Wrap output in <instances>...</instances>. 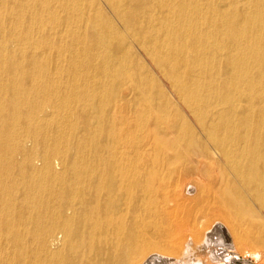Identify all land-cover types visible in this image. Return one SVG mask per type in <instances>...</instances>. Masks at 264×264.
I'll use <instances>...</instances> for the list:
<instances>
[{
  "label": "bare ground",
  "instance_id": "6f19581e",
  "mask_svg": "<svg viewBox=\"0 0 264 264\" xmlns=\"http://www.w3.org/2000/svg\"><path fill=\"white\" fill-rule=\"evenodd\" d=\"M105 2L171 93L97 0H0V264H264V0Z\"/></svg>",
  "mask_w": 264,
  "mask_h": 264
},
{
  "label": "rangeland",
  "instance_id": "374dc122",
  "mask_svg": "<svg viewBox=\"0 0 264 264\" xmlns=\"http://www.w3.org/2000/svg\"><path fill=\"white\" fill-rule=\"evenodd\" d=\"M86 2V0H84ZM101 7L104 9L105 13L107 14V18L111 19L114 22V25L117 27V29L121 32V34H123L124 38H126V42L128 44L131 45L130 50L128 49L127 51V55H129V58L131 59L134 58V55H131V52H133L134 54H136L137 56L140 57L141 59V64L143 63L146 68L148 70H151V76L149 77L150 79L145 80L144 84L142 85V90L143 91H147L148 93H157L158 91L161 92H165V93H171V85H169L170 83L167 81V78L164 77L160 72L156 71L154 66L152 64H150L145 57L143 56L142 52L140 51V49L138 48V46L131 40V38L128 37V35L126 34V30L124 29L122 23L116 19L115 15L112 14V12L110 11V9L108 8L105 0H97ZM77 69H79V67H77ZM80 70V69H79ZM88 71H84L83 74H88ZM162 75V76H161ZM127 87V86H124ZM74 109L69 112V114L66 115H62V116H51V127L48 128L47 130H43L40 132V136L42 137L43 135L47 134L48 135H55L59 132L64 131L65 133L69 132L70 129H79L81 128V111L79 109L80 104L83 102L82 100H80L79 98H76L74 100ZM41 114H39L40 116ZM65 116V117H64ZM26 130V127L24 128H20L18 131L19 132H24ZM35 138V137H34ZM33 138V136L31 135H24L21 138V143L27 147V148H33L35 146V139ZM22 156V154L19 153L18 158H20ZM36 159L34 160L36 163H41L42 162V158L39 155H36L35 157ZM58 160L57 158L53 159V162ZM43 163L41 166L38 167H42ZM26 173V172H25ZM25 175V174H24Z\"/></svg>",
  "mask_w": 264,
  "mask_h": 264
},
{
  "label": "clouds",
  "instance_id": "9594fccd",
  "mask_svg": "<svg viewBox=\"0 0 264 264\" xmlns=\"http://www.w3.org/2000/svg\"><path fill=\"white\" fill-rule=\"evenodd\" d=\"M251 258L254 260L255 264H259V261L262 259V254L260 252H256L251 256Z\"/></svg>",
  "mask_w": 264,
  "mask_h": 264
}]
</instances>
